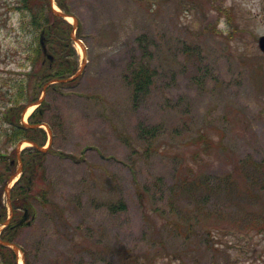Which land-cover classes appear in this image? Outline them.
<instances>
[{
  "label": "rangeland",
  "instance_id": "374dc122",
  "mask_svg": "<svg viewBox=\"0 0 264 264\" xmlns=\"http://www.w3.org/2000/svg\"><path fill=\"white\" fill-rule=\"evenodd\" d=\"M15 1L0 0V111L31 68ZM69 3L87 63L45 94L52 147L44 171H25L38 179L11 264H264V227L249 225L264 217V0ZM141 63L155 75L137 95Z\"/></svg>",
  "mask_w": 264,
  "mask_h": 264
},
{
  "label": "trees",
  "instance_id": "16d2710c",
  "mask_svg": "<svg viewBox=\"0 0 264 264\" xmlns=\"http://www.w3.org/2000/svg\"><path fill=\"white\" fill-rule=\"evenodd\" d=\"M56 4L65 12L73 14L70 8L69 0H55ZM8 10H16L21 15V28L29 35L28 62L31 68L28 71H22L23 77L16 78L10 85L12 91L9 98H6V106L0 111V121L4 125L2 127L1 136L3 137L0 144V183L14 172L15 157L10 159L9 151L11 146H17L24 140L35 141L38 145L43 146L47 140V132L37 125L45 122L44 113L41 112L43 106L40 105L34 110L29 117V123L22 121L21 114L27 103L30 104L39 99L43 87L47 82L53 79H60L72 76L80 66L77 51L73 45L72 31L73 24L58 15L54 10L51 0H16L9 3ZM13 12V11H12ZM80 36V29L78 31ZM44 38L48 51L53 54L54 59H47L44 54L41 39ZM35 43L31 49L32 39ZM155 69L149 63H141L137 66L130 76V82L134 87L137 95L146 92V90L154 82ZM9 82V81H7ZM1 83V82H0ZM66 85L59 82L53 84L52 88L58 89ZM52 147V146H51ZM43 151L37 146L26 147L22 151V159L24 163V173L15 183L12 192V201L15 206V219L4 228L3 239L14 240L18 228L13 227L21 208H32L30 200L31 191L35 181L25 177V171L34 172L44 169L43 160L50 151ZM17 147L14 149L16 151ZM14 151V155H15ZM37 160L41 161L36 164ZM17 161V160H16ZM32 165H35L32 168ZM25 179V180H24ZM34 196V195H33ZM40 200L41 196L36 197ZM18 211V212H17ZM6 220V208L0 212V223ZM251 223L264 227V217L256 219L252 217ZM0 255L4 264H11L16 258V252L6 245L0 244Z\"/></svg>",
  "mask_w": 264,
  "mask_h": 264
},
{
  "label": "water",
  "instance_id": "95a60500",
  "mask_svg": "<svg viewBox=\"0 0 264 264\" xmlns=\"http://www.w3.org/2000/svg\"><path fill=\"white\" fill-rule=\"evenodd\" d=\"M55 10H56L57 13L60 14L61 16H64V17L68 16L67 13H65V12H63V11H61V10H59V9H56V8H55ZM75 25H77V20L75 21ZM73 38H74V39H77L75 35H73ZM259 44H260L261 49L264 51V35L260 37V39H259ZM42 45H43V49H44L45 53L48 55L49 58L52 59L53 56H52L51 54H48L47 46H46V44H45V42H44L43 40H42ZM85 64H86V60L84 59V65H85ZM81 72H82V69H80V70H79V71H78L73 77L66 78V79H62V80H59V81H69V80H71V79L77 77ZM46 87H47V86H46ZM43 99H44V98H42V99L40 100L39 103H41ZM32 144L34 145L35 143L32 142ZM22 170H23V169H22V166L19 167L18 170L16 171V173H15L13 176H11V178L9 179V182H12L15 178H17V177L21 174ZM28 216H29V212H28V210L26 209L25 214H24V216H23V219L17 224V226L23 224V222L28 218ZM6 224H8V221L6 222ZM3 243H5V244H7V245H12L15 249L17 248L16 245H15V244H12L11 242L3 241Z\"/></svg>",
  "mask_w": 264,
  "mask_h": 264
},
{
  "label": "bare ground",
  "instance_id": "6f19581e",
  "mask_svg": "<svg viewBox=\"0 0 264 264\" xmlns=\"http://www.w3.org/2000/svg\"><path fill=\"white\" fill-rule=\"evenodd\" d=\"M69 18H72V17H69Z\"/></svg>",
  "mask_w": 264,
  "mask_h": 264
}]
</instances>
